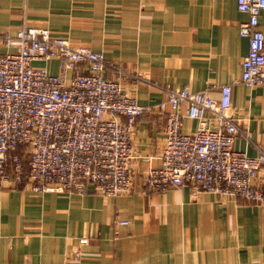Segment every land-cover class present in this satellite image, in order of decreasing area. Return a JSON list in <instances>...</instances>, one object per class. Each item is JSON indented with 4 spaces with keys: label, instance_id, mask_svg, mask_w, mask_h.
I'll return each instance as SVG.
<instances>
[{
    "label": "crops",
    "instance_id": "obj_1",
    "mask_svg": "<svg viewBox=\"0 0 264 264\" xmlns=\"http://www.w3.org/2000/svg\"><path fill=\"white\" fill-rule=\"evenodd\" d=\"M248 19L238 0H0L1 32L47 27L103 52L113 64L106 76L121 80L142 104L156 107L167 86H210L219 98L221 87L232 84L230 114L242 129L234 146L256 156L264 150V84L241 81L250 41L240 23ZM260 27L264 31V11ZM40 64L61 73L58 61ZM74 73L66 71L68 78ZM205 116L217 125L213 112ZM199 124L185 117L183 130ZM165 126L157 108L137 120L128 193L0 186V264H264V206L194 194L187 186L146 191L143 176L160 165Z\"/></svg>",
    "mask_w": 264,
    "mask_h": 264
},
{
    "label": "built area",
    "instance_id": "obj_2",
    "mask_svg": "<svg viewBox=\"0 0 264 264\" xmlns=\"http://www.w3.org/2000/svg\"><path fill=\"white\" fill-rule=\"evenodd\" d=\"M238 8L249 14L240 23L250 41L241 81L253 87L264 84V0H238ZM0 46L6 48L0 50V186L80 194L93 186L108 196L128 193L137 120L157 108L166 117V143L160 165L143 176L147 192L187 186L194 194L213 192L264 206V150L252 156L234 146L242 129L230 114L232 84L221 87L219 98L210 86H167L166 98L155 107L106 76L113 64L103 52L74 45L47 27L0 31ZM52 61L61 73L40 64ZM69 69L75 71L70 78ZM208 111L216 115L214 127L206 120ZM185 117L200 120L196 130H183ZM88 241L81 238L82 244Z\"/></svg>",
    "mask_w": 264,
    "mask_h": 264
}]
</instances>
